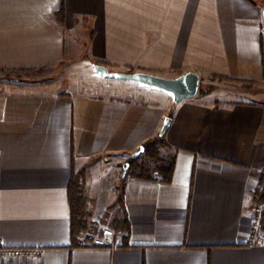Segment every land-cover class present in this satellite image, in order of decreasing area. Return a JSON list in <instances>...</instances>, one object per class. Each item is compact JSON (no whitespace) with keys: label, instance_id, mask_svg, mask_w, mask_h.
<instances>
[{"label":"crops","instance_id":"obj_1","mask_svg":"<svg viewBox=\"0 0 264 264\" xmlns=\"http://www.w3.org/2000/svg\"><path fill=\"white\" fill-rule=\"evenodd\" d=\"M88 38L110 70L193 71L223 89L176 103L101 74L84 86L68 70ZM0 71L17 75L0 89V244L44 248L0 264H264V245H248L264 179V0H0ZM167 117L172 181L128 176L122 207L118 167ZM80 171L89 223L127 215L115 249L73 233Z\"/></svg>","mask_w":264,"mask_h":264},{"label":"trees","instance_id":"obj_2","mask_svg":"<svg viewBox=\"0 0 264 264\" xmlns=\"http://www.w3.org/2000/svg\"><path fill=\"white\" fill-rule=\"evenodd\" d=\"M63 15V8L60 11ZM94 64L110 65V62L103 60H95ZM93 64V65H94ZM143 72H148L142 70ZM128 73L134 72L133 68H130ZM214 78H219L223 80L222 76H214ZM217 87L214 84H208L206 87H200L198 95L204 96L212 93ZM216 101V104H219ZM166 141L163 135H158L157 137L145 142L143 144L144 151L137 157L129 158L127 163L129 167L121 178V184L119 187V194L117 196V202L123 207V193L124 184L128 176L141 179V180H155L162 182H171L172 176L175 170V157H169L167 159L160 155L161 148L165 145ZM70 201L72 205V229L76 236H80L89 226L90 212L88 210V200L85 194V183H84V173L80 171L78 174L72 178L69 187ZM257 201L264 200V179H262L261 187L256 192L255 196ZM113 227L121 229L125 232L123 236L124 242L128 240V234L130 230L129 221L127 215L124 214L121 219L115 220ZM122 245H127L126 243Z\"/></svg>","mask_w":264,"mask_h":264},{"label":"built area","instance_id":"obj_3","mask_svg":"<svg viewBox=\"0 0 264 264\" xmlns=\"http://www.w3.org/2000/svg\"><path fill=\"white\" fill-rule=\"evenodd\" d=\"M106 162L111 158H105ZM252 225L248 238L249 246L264 245V200L255 201L252 208ZM125 232L110 225H102L97 219L89 223L88 228L82 233L83 237H92V247L117 248ZM42 247H9L0 244V261L11 259L39 258L43 255Z\"/></svg>","mask_w":264,"mask_h":264},{"label":"water","instance_id":"obj_4","mask_svg":"<svg viewBox=\"0 0 264 264\" xmlns=\"http://www.w3.org/2000/svg\"><path fill=\"white\" fill-rule=\"evenodd\" d=\"M93 66L95 70L105 78L134 81L168 91L173 95V100L176 103L181 102L184 99L197 96L201 84L200 76L193 71L187 72L179 77L167 78L143 71L132 73L112 71L103 64H94ZM171 121V117L166 118L165 124L161 130V135L165 134ZM143 151L144 146L142 145L137 150L134 157L139 156ZM128 167L129 163H125V170H127Z\"/></svg>","mask_w":264,"mask_h":264},{"label":"rangeland","instance_id":"obj_5","mask_svg":"<svg viewBox=\"0 0 264 264\" xmlns=\"http://www.w3.org/2000/svg\"><path fill=\"white\" fill-rule=\"evenodd\" d=\"M89 43H90V38H88L87 40H85L83 43H81L82 47V52L80 50V66L77 67V70L78 71H72V69L68 70L69 73H78V77L80 80H81V83L85 86H92V85H97V84H102L103 82H108L106 81L105 79H103L102 77H100V73L97 72L93 66V64L95 63V59H92L91 56H90V52H89ZM88 61L89 63H85V64H82L83 61ZM87 64V65H86ZM64 71V69L62 70V68H60V73ZM112 71H117V70H112ZM65 72V71H64ZM118 72H123V71H118ZM16 72H5V71H0V89L1 90H4V91H7V85L8 83H10L11 81H13L15 78H17L15 75ZM45 73H48V72H45ZM15 81V80H14ZM220 81L222 82L223 80H220L218 78H214L213 80H210V81H204V82H201L200 84V87H206L208 84H214L217 89H215L213 92H216V91H220V89H223L220 85ZM227 84V83H226ZM232 86H235V85H232ZM224 87V86H223ZM228 87H231L230 85ZM212 92V93H213ZM128 159L126 160V163H127ZM124 171L125 168H124V165L121 163L118 167V173H122L124 174ZM120 192V190H119ZM118 192V194H119ZM102 225L103 222H101ZM110 226H113V225H110Z\"/></svg>","mask_w":264,"mask_h":264}]
</instances>
